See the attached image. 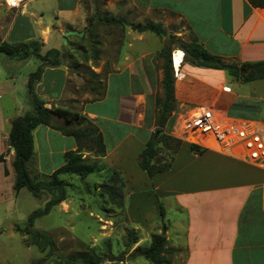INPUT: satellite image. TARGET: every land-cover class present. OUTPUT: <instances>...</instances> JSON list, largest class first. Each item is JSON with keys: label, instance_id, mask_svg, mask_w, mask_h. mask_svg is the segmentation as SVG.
Returning a JSON list of instances; mask_svg holds the SVG:
<instances>
[{"label": "crops", "instance_id": "obj_1", "mask_svg": "<svg viewBox=\"0 0 264 264\" xmlns=\"http://www.w3.org/2000/svg\"><path fill=\"white\" fill-rule=\"evenodd\" d=\"M82 1L46 0L47 11L51 13L46 10L29 13L27 3L21 8L17 6L18 13H14L5 25V35L0 39L13 44L39 40L43 43L42 53L51 48L62 50L63 44L56 45L55 37L63 38L67 30L81 31L83 17L79 8ZM127 1L136 10L139 21H161L165 26L169 17L178 18L185 25V29L177 32L181 40H189L192 35L197 37L211 54L226 63L244 67V75L252 72L248 64L264 61V7H255L249 0ZM150 32L127 31L125 41L113 54L111 69L102 78L105 95L84 102L80 110L103 133L106 155L101 157V165L120 171L126 179L124 194L130 211L139 209L133 190L142 191L151 183L163 199L175 197L178 207L187 212L184 240L180 239L176 247L185 248L183 264H264L263 168L235 156L232 150L205 149L195 153L188 143L182 145L171 169L166 172L149 177L138 165L145 141L156 129L154 99L161 90L164 76L160 56L164 39L157 37L158 43L149 46L153 38ZM178 49L173 48L168 54L176 77L177 101L166 125L169 134L181 139L185 130L183 117L200 108L215 110L223 120H237L264 129V77H236L229 70L189 60H183L177 69L173 54ZM34 56L14 58L7 55L0 64V157H4L3 162L0 160V222L13 209L17 196L15 171L10 165H13L15 150L8 142L12 120L32 108L26 111L17 94L23 84H28L29 76L22 78L14 70L31 63ZM70 80L71 71L64 61L61 65L46 66L35 84V92L49 108L67 107L61 103L77 98L69 92ZM33 134L31 175L51 174L65 163L66 152L78 148L74 136L65 135L50 125H38ZM88 155L91 153L85 151L84 156ZM40 199L46 202L43 197ZM154 202L156 212L151 220L155 221L160 218L158 197ZM178 223L184 221L178 219L175 224ZM2 232L0 230V235ZM8 232L5 242L0 237V264L19 255L17 247L12 246L17 235L22 234L21 248L33 247L16 221H11Z\"/></svg>", "mask_w": 264, "mask_h": 264}, {"label": "rangeland", "instance_id": "obj_2", "mask_svg": "<svg viewBox=\"0 0 264 264\" xmlns=\"http://www.w3.org/2000/svg\"><path fill=\"white\" fill-rule=\"evenodd\" d=\"M24 3H27L26 9L29 13H42V10L51 13L47 11L48 3L46 0H21L18 7L21 8ZM16 7L10 5L8 0H0V25L4 26L0 28V37L5 35V25L12 19L14 13H18ZM79 10L81 17H83L81 31H85L84 35L82 37L70 36V40L66 45L63 44L61 37H55V44H63L62 49H65V53L62 54L61 50V58L62 61L64 58V62L71 71L68 89L72 97H77L69 98L61 105H66L81 114L80 110L83 103L99 97L105 90V80L102 78L111 69L113 54L119 44L125 41L127 31L129 29L134 30L132 28L134 25H143L145 22L153 20L139 21L136 10L131 7L127 0H83ZM106 18H124L126 22L123 24L109 23L104 20ZM167 20L169 23L165 26L161 21H153L161 24L168 32L167 35L149 33L153 37L149 46L157 44L159 38L164 39V47L160 53L163 63V54L166 48H169L170 54L173 48L179 47L183 50L179 45L182 37L177 32L185 29L184 23L178 18L169 17ZM170 34L176 37L171 43L168 39ZM3 57H7V55L0 51V64H3ZM186 57L185 53L184 60L187 59ZM31 61V63H24L14 70L16 74L22 76V78L27 75L30 76L42 63L37 56L31 58ZM92 71L98 72L99 78L95 77ZM17 94L22 99L25 110L27 111L28 107H32L29 111H33V96L28 90V84H23L22 90L20 88ZM53 123L61 126L66 125L63 118L55 117ZM72 123H76V121ZM81 126L87 127L90 124L84 121ZM185 142L190 143L188 140H185ZM86 144L89 145L87 142ZM111 175L112 170L99 165L84 181L75 174L62 176L67 190V198L62 204L59 203L57 208H53L50 213L36 218L33 226H30L33 229L32 231L44 230L50 234L55 243L53 251H51L49 245L45 249H41L37 241L39 238L33 232L25 233L30 215L43 207L45 203L28 187H23L20 189L21 191L16 192L17 196L13 209L0 222V230H3L0 237L4 242L8 240V228L13 220L19 224L24 236L27 235V239L33 247L29 250L24 246L21 248L19 240L22 234L17 235L12 246L13 248L17 247L19 255L2 261V264H62L68 256L77 251L80 242H86L101 255L106 256L114 253L122 258V260L113 261L105 259L100 264H153L144 256L134 252V249L138 246L142 248L149 246L152 234L162 232L163 228H166L165 234L169 239V246L176 248L180 243V239L184 240L187 212L178 207L175 197L171 196L169 199H163L162 195L156 193L151 183L145 185L146 187L144 186L142 191L138 188L133 190L136 194L134 196L135 203L139 209L134 208L130 211L125 198L124 207L122 209L118 208L111 204L108 196L102 195L101 190L96 189L94 186L96 183L106 182ZM32 176L34 179L43 178L36 173ZM41 197L47 201L51 195L45 191ZM157 197L164 206L165 218L163 220L160 216L159 219L154 221L151 219L154 212H156L153 208L155 207L154 200ZM143 198L144 201H142ZM140 200L141 202L138 204ZM65 204L64 209L62 207ZM178 219L183 220L184 223L176 225ZM164 222L166 227H164ZM135 240H137L136 243H134ZM185 256V248L183 246L179 247V250L173 255L172 264H183Z\"/></svg>", "mask_w": 264, "mask_h": 264}, {"label": "trees", "instance_id": "obj_3", "mask_svg": "<svg viewBox=\"0 0 264 264\" xmlns=\"http://www.w3.org/2000/svg\"><path fill=\"white\" fill-rule=\"evenodd\" d=\"M255 7H264V0H249ZM109 23H125L124 18L104 19ZM132 28L136 31H151L157 35H167L168 32L161 25L153 21H147L143 25H134ZM171 43L176 39L174 35L168 36ZM42 42L39 40H30L21 43H10L0 39V51L4 52L9 57L26 58L31 54L37 56L42 63L37 70L30 74L28 80L29 92L33 96V111H27L12 120V125L9 133V145L15 150L13 160V168L15 171L14 189L18 192L23 187L31 189L37 197L47 191L51 197L45 202V205L34 211L29 217L28 227L25 233L33 232L39 238V246L45 249L50 246L51 251L55 249L54 240L50 234L44 230H36L33 226L34 220L42 215L51 212L54 206L58 205L67 198V190L62 176L78 175L81 180L92 173L97 166L101 165V157L106 155V144L103 133L99 127L85 115L69 107H47L45 101L40 98L35 92V84L41 79L46 66H57L63 63L61 58V50L51 48L45 53L41 52ZM185 51L187 59L195 64H200L216 69H226L236 76H244L245 79L263 78L264 77V61H258L248 64L252 68L249 75H244L241 68L224 62L220 57L211 54L206 47L195 36H190L189 40H182L179 44ZM169 48L165 49L163 71L164 76L160 83L161 90L155 96V123L156 129L150 134L145 141V146L139 154L137 162L144 172L150 177L156 174L166 172L171 169L175 160L176 154L181 149L182 145L187 143L182 139L172 136L166 130V125L171 120L173 112L176 109L177 101L175 98V77L173 67L168 56ZM80 64V63H79ZM93 75L99 78V74L92 71ZM105 95V90L99 97L93 99L98 100ZM63 118L66 122L65 126L56 125L53 123L54 118ZM76 121V123H72ZM87 121L90 126L83 127L81 124ZM40 124L50 125L59 129L65 135H72L78 143L76 150H70L65 153V163L49 175H44L42 179H34L29 170V162L34 154V130ZM90 140V142H89ZM86 142L89 144L87 146ZM91 144V145H90ZM190 144V149L195 153H202L205 149L200 148L196 144ZM91 153L90 156H84V152ZM0 160L4 161L1 156ZM88 185V184H86ZM126 185L125 178L118 170H112V175L104 183H96V189H100L102 195L109 197L111 204L118 208L124 207V188ZM90 186V185H88ZM160 216L164 220L165 209L158 198ZM164 227L166 223L164 222ZM135 240L134 243H136ZM79 248L71 256H68L62 264H100L105 259L122 260L118 255L110 253L108 255L99 254L93 247H90L86 242H80ZM179 249L169 246V239L166 234L156 232L152 234L151 243L147 247H136L134 252L144 256L153 264H172L173 255ZM37 264V263H34Z\"/></svg>", "mask_w": 264, "mask_h": 264}, {"label": "built area", "instance_id": "obj_4", "mask_svg": "<svg viewBox=\"0 0 264 264\" xmlns=\"http://www.w3.org/2000/svg\"><path fill=\"white\" fill-rule=\"evenodd\" d=\"M182 53L180 63L185 59L183 50ZM183 123L185 130L181 139L202 149L232 150L235 156L264 169V129L237 120H223L211 108H200L190 116H184Z\"/></svg>", "mask_w": 264, "mask_h": 264}, {"label": "water", "instance_id": "obj_5", "mask_svg": "<svg viewBox=\"0 0 264 264\" xmlns=\"http://www.w3.org/2000/svg\"><path fill=\"white\" fill-rule=\"evenodd\" d=\"M84 32H85V31H77V30H67V31H65L64 36H63V38H62V40H63V44L66 45V44L68 43V38H69L70 36L77 35V36H79V37H82V36L84 35ZM64 53H65V49L63 48V49H62V54H64ZM63 61H64V58H63ZM240 68H241V71H244V70H245L244 67H240ZM12 148H13V147H12ZM13 149H14V148H13ZM162 233H163V234L166 233V228H163Z\"/></svg>", "mask_w": 264, "mask_h": 264}, {"label": "bare ground", "instance_id": "obj_6", "mask_svg": "<svg viewBox=\"0 0 264 264\" xmlns=\"http://www.w3.org/2000/svg\"><path fill=\"white\" fill-rule=\"evenodd\" d=\"M10 5L12 6H18L20 4L21 0H8ZM183 53L181 49L175 50L174 52V59H173V63L174 66L178 69L180 66V62H181V57H182Z\"/></svg>", "mask_w": 264, "mask_h": 264}]
</instances>
